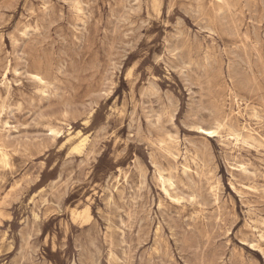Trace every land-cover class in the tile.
Returning a JSON list of instances; mask_svg holds the SVG:
<instances>
[{"label":"rangeland","instance_id":"374dc122","mask_svg":"<svg viewBox=\"0 0 264 264\" xmlns=\"http://www.w3.org/2000/svg\"><path fill=\"white\" fill-rule=\"evenodd\" d=\"M0 151V264H264V0H0Z\"/></svg>","mask_w":264,"mask_h":264},{"label":"bare ground","instance_id":"6f19581e","mask_svg":"<svg viewBox=\"0 0 264 264\" xmlns=\"http://www.w3.org/2000/svg\"><path fill=\"white\" fill-rule=\"evenodd\" d=\"M78 11V10H77ZM242 14V13H241ZM243 15V14H242ZM209 23V22H208ZM208 28V27H207ZM244 35V34H243ZM256 36V35H255ZM258 41V40H257ZM234 113V112H233ZM244 114V113H243ZM263 114V113H262ZM259 116V115H258ZM226 122V121H225ZM204 133H208V134H211V135H215V130H212V129H201ZM52 133L54 135L57 134V132H55L54 130H52ZM237 136V135H236ZM248 137V136H247ZM84 143V140H82V144ZM259 143V142H258ZM260 144V143H259ZM167 147V146H166ZM0 160L5 162L6 163V154L2 151H0ZM195 162V161H194ZM4 167V166H3ZM189 168V167H188ZM184 172V171H183ZM76 213V211L74 212Z\"/></svg>","mask_w":264,"mask_h":264}]
</instances>
